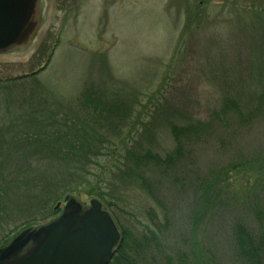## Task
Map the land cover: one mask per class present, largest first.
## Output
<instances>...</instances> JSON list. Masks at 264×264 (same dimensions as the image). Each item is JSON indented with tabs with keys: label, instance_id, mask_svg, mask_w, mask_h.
<instances>
[{
	"label": "rangeland",
	"instance_id": "1",
	"mask_svg": "<svg viewBox=\"0 0 264 264\" xmlns=\"http://www.w3.org/2000/svg\"><path fill=\"white\" fill-rule=\"evenodd\" d=\"M40 15L34 44L0 53V82L36 72L14 96L59 117L97 88L125 102L136 140L105 145L70 195L88 207L91 189L117 191L106 206L136 264H249L236 232L264 244V0H42ZM172 120L199 129L177 145ZM139 143L177 164L125 173Z\"/></svg>",
	"mask_w": 264,
	"mask_h": 264
},
{
	"label": "trees",
	"instance_id": "2",
	"mask_svg": "<svg viewBox=\"0 0 264 264\" xmlns=\"http://www.w3.org/2000/svg\"><path fill=\"white\" fill-rule=\"evenodd\" d=\"M35 73L0 82V246L22 229L56 218L59 213L55 209L57 203L87 182L93 158L98 157L105 145L108 144V149H118V144L126 139L122 134L136 141L134 135L123 132L128 115L125 102L118 98L107 101L102 94L97 95L100 93L97 88H89L85 93L88 102L85 108L72 107L61 117L43 109L42 99L33 102L29 97L20 98L19 95L16 98L13 86ZM232 103L235 112L239 106L236 101ZM4 106L7 112L1 113ZM105 107L110 111L107 112ZM169 123L177 145H182V138L189 137L187 134L194 132L192 130L199 129L193 121L185 126L177 125L173 120ZM152 147L155 145L131 144L125 156L132 168L124 172L131 174L132 171V175L137 173V178H141L142 174L151 171L148 164H177L178 153L162 158L157 151L151 150ZM117 154L118 157L122 155L116 153L114 156ZM141 184L145 185V182ZM94 189L90 194L98 196L110 207L108 196L114 197L117 191L111 189L109 194L102 187ZM122 228V242L109 264H136L131 246L139 244L132 239L129 230ZM236 242L245 262L261 264L264 244L255 240L246 227L236 232ZM167 264L175 263L169 258Z\"/></svg>",
	"mask_w": 264,
	"mask_h": 264
},
{
	"label": "water",
	"instance_id": "3",
	"mask_svg": "<svg viewBox=\"0 0 264 264\" xmlns=\"http://www.w3.org/2000/svg\"><path fill=\"white\" fill-rule=\"evenodd\" d=\"M40 0H0V53L25 48L38 26ZM62 214L20 231L0 247V264H108L122 240L119 225L99 198L90 206L64 199ZM62 207L58 202L56 209Z\"/></svg>",
	"mask_w": 264,
	"mask_h": 264
},
{
	"label": "flooded vegetation",
	"instance_id": "4",
	"mask_svg": "<svg viewBox=\"0 0 264 264\" xmlns=\"http://www.w3.org/2000/svg\"><path fill=\"white\" fill-rule=\"evenodd\" d=\"M42 1V0H41ZM40 1V2H41ZM39 15H40V9H39ZM40 17H41V15H40ZM39 22H40V20H39ZM32 44H34V42H32L30 45H32ZM38 46H43V45H40V44H38Z\"/></svg>",
	"mask_w": 264,
	"mask_h": 264
}]
</instances>
